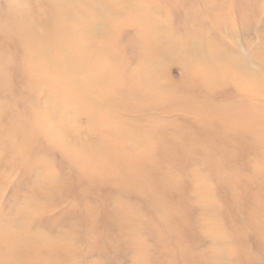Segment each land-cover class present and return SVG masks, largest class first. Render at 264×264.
<instances>
[{"label": "rangeland", "instance_id": "374dc122", "mask_svg": "<svg viewBox=\"0 0 264 264\" xmlns=\"http://www.w3.org/2000/svg\"><path fill=\"white\" fill-rule=\"evenodd\" d=\"M0 264H264V0H0Z\"/></svg>", "mask_w": 264, "mask_h": 264}]
</instances>
